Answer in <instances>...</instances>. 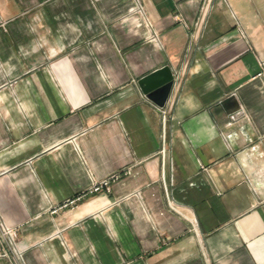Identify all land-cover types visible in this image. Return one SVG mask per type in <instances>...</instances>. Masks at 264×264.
I'll return each mask as SVG.
<instances>
[{"label":"crops","instance_id":"1","mask_svg":"<svg viewBox=\"0 0 264 264\" xmlns=\"http://www.w3.org/2000/svg\"><path fill=\"white\" fill-rule=\"evenodd\" d=\"M0 215L23 264H264V0H0Z\"/></svg>","mask_w":264,"mask_h":264},{"label":"water","instance_id":"2","mask_svg":"<svg viewBox=\"0 0 264 264\" xmlns=\"http://www.w3.org/2000/svg\"><path fill=\"white\" fill-rule=\"evenodd\" d=\"M173 82L174 78L170 67L164 65L139 78L137 86L146 98L160 108L166 103Z\"/></svg>","mask_w":264,"mask_h":264},{"label":"built area","instance_id":"3","mask_svg":"<svg viewBox=\"0 0 264 264\" xmlns=\"http://www.w3.org/2000/svg\"><path fill=\"white\" fill-rule=\"evenodd\" d=\"M162 119L165 118V112L162 111L161 115ZM108 183L107 180H104L101 185H95L93 188H91L90 191H97L101 186L106 185V188L108 189ZM79 198V197H78ZM75 200L69 201V203H73ZM16 233H17V227H10L3 221V218L0 215V258H6V259H13L16 260L20 264L22 263L21 258V251L17 247L16 243Z\"/></svg>","mask_w":264,"mask_h":264}]
</instances>
